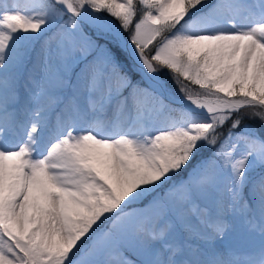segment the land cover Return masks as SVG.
Returning a JSON list of instances; mask_svg holds the SVG:
<instances>
[{
    "label": "snow or ice",
    "instance_id": "1",
    "mask_svg": "<svg viewBox=\"0 0 264 264\" xmlns=\"http://www.w3.org/2000/svg\"><path fill=\"white\" fill-rule=\"evenodd\" d=\"M0 264H264V0H0Z\"/></svg>",
    "mask_w": 264,
    "mask_h": 264
},
{
    "label": "rangeland",
    "instance_id": "2",
    "mask_svg": "<svg viewBox=\"0 0 264 264\" xmlns=\"http://www.w3.org/2000/svg\"><path fill=\"white\" fill-rule=\"evenodd\" d=\"M94 39H100V40H102V41H104L105 42V39H104V37H94ZM173 87H174V85H173Z\"/></svg>",
    "mask_w": 264,
    "mask_h": 264
},
{
    "label": "trees",
    "instance_id": "3",
    "mask_svg": "<svg viewBox=\"0 0 264 264\" xmlns=\"http://www.w3.org/2000/svg\"><path fill=\"white\" fill-rule=\"evenodd\" d=\"M97 42H98V43H101V44L104 43V41H102V40H100V39H97ZM169 83L171 84V81H169Z\"/></svg>",
    "mask_w": 264,
    "mask_h": 264
}]
</instances>
